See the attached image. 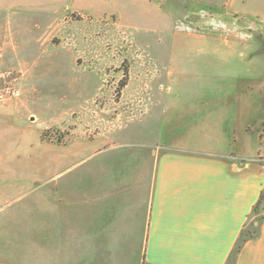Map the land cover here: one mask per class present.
I'll list each match as a JSON object with an SVG mask.
<instances>
[{"label": "rangeland", "instance_id": "rangeland-1", "mask_svg": "<svg viewBox=\"0 0 264 264\" xmlns=\"http://www.w3.org/2000/svg\"><path fill=\"white\" fill-rule=\"evenodd\" d=\"M263 42L264 0H0V261L101 264L87 218L150 177L165 108L257 149Z\"/></svg>", "mask_w": 264, "mask_h": 264}, {"label": "crops", "instance_id": "crops-1", "mask_svg": "<svg viewBox=\"0 0 264 264\" xmlns=\"http://www.w3.org/2000/svg\"><path fill=\"white\" fill-rule=\"evenodd\" d=\"M172 112L168 107L161 114L146 182L121 188L120 202L104 203L103 216L87 218L86 243L114 252L101 264H228L241 230L254 216L264 190V129L257 131L256 149L249 125L239 133L227 127L175 130L164 125ZM143 174L136 173L134 180H144ZM260 211V234L246 242L236 264H264V202ZM139 233L137 257L133 235Z\"/></svg>", "mask_w": 264, "mask_h": 264}, {"label": "trees", "instance_id": "trees-1", "mask_svg": "<svg viewBox=\"0 0 264 264\" xmlns=\"http://www.w3.org/2000/svg\"><path fill=\"white\" fill-rule=\"evenodd\" d=\"M264 202V190L261 193L260 199L258 200L254 208V216L244 225L241 230L238 240L235 244L233 251L230 254L228 264H236L237 256L243 249L246 242L251 239L257 238L260 234V224L263 216L261 215L260 206Z\"/></svg>", "mask_w": 264, "mask_h": 264}, {"label": "water", "instance_id": "water-1", "mask_svg": "<svg viewBox=\"0 0 264 264\" xmlns=\"http://www.w3.org/2000/svg\"><path fill=\"white\" fill-rule=\"evenodd\" d=\"M258 53H264V42H263V47L258 51Z\"/></svg>", "mask_w": 264, "mask_h": 264}, {"label": "built area", "instance_id": "built-area-1", "mask_svg": "<svg viewBox=\"0 0 264 264\" xmlns=\"http://www.w3.org/2000/svg\"><path fill=\"white\" fill-rule=\"evenodd\" d=\"M2 96V95H1Z\"/></svg>", "mask_w": 264, "mask_h": 264}]
</instances>
